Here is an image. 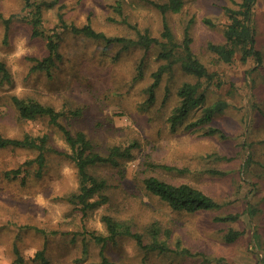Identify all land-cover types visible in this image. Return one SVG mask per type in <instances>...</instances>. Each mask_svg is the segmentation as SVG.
Instances as JSON below:
<instances>
[{
	"label": "rangeland",
	"instance_id": "1",
	"mask_svg": "<svg viewBox=\"0 0 264 264\" xmlns=\"http://www.w3.org/2000/svg\"><path fill=\"white\" fill-rule=\"evenodd\" d=\"M30 1L37 5L54 0ZM240 1L183 0L181 12L166 15L175 41L181 44L188 28L195 57L217 74L211 84L201 80L207 106L219 100L228 104L208 125L187 129L201 117L202 110H194L173 130L169 117L179 104L178 90L185 83L199 81L183 71L181 48L150 102L147 89L152 74L170 63L159 58L162 46L123 49L122 44L108 45L74 35L59 27L57 7L43 10L45 36L33 37L32 8H26L24 0H0V13L6 18L16 16L8 32L0 20V61L10 72V81L0 78V134L9 138L47 136L50 147L71 152L61 132L47 119L19 118L12 104V97L17 96L62 113L63 125L74 134L84 132L103 155L115 146L134 147L132 158L120 160L118 166L89 169L106 181L103 194L108 201L86 211L70 201L79 190V179L68 158L47 154L40 177L35 176L37 166L32 165L19 178H6V171L35 159L37 153L0 149L3 264H12L19 256L24 264H41L34 260L41 250H45L48 264H102V250L112 264H264V0H258L253 13L261 65L254 58L243 63L239 55L226 64L208 50L209 44L225 42L229 23L225 8H236ZM58 2L68 24L82 27L90 22L107 36L132 40L148 32L166 41L162 38L164 18L147 0ZM117 2L122 4V14L115 10ZM54 33L61 36L62 59L49 76L32 72V59L48 55L46 36ZM217 79L222 82L220 87ZM212 129L219 133L205 135ZM150 176L174 185H192L221 208L196 214L173 211L144 188L143 181ZM230 214L241 217L236 222L215 221ZM105 215L141 234L145 243L152 241L150 229L155 226L159 240L173 250L180 243L191 255L147 253L129 237H119L116 245L103 248L92 234L108 236L102 221ZM231 230L243 235L228 244L225 235Z\"/></svg>",
	"mask_w": 264,
	"mask_h": 264
},
{
	"label": "trees",
	"instance_id": "2",
	"mask_svg": "<svg viewBox=\"0 0 264 264\" xmlns=\"http://www.w3.org/2000/svg\"><path fill=\"white\" fill-rule=\"evenodd\" d=\"M24 2L26 8H32L33 37L44 35V31L42 30L43 10L57 7L59 12V27L74 35H83L92 40L105 42L108 45L122 44L123 49H127L130 46H140L144 49H149L154 45L162 46L163 50L159 58L169 61L170 63L168 65H161L152 74L153 81L147 89L150 102L154 101L156 90L159 88L164 75L171 69L177 50L181 48L183 55L180 61L183 71L189 75L195 76L199 81L197 83H185L178 90L177 96L179 104L169 117V123L173 130H175L178 125L182 124L194 110H202L201 117L189 124L187 126L188 130L210 124L216 114L222 113L228 107L227 102L223 100L216 101L214 104L207 106V96L201 80L206 79L208 84H211L218 77L217 74L210 73L207 67L195 57L191 47L192 38L189 29H186L184 40L181 44L175 41L173 33L171 32L170 26L166 20V15L170 12H181L184 6L183 0H147V2L155 7L164 18L162 38L166 40L165 42H162L158 37L151 36L148 32L144 34L140 33L136 40H132L107 36L103 32L96 31L90 22L82 27L68 24L64 19V7L58 5V0L43 2L37 5L31 3L30 0H24ZM257 2L258 0H241L236 8H225L229 20L224 32L225 42L223 44L208 45V50L215 54L221 62L231 64L234 62L237 55H239L240 61L243 63H247L250 59L254 58L258 65L262 64V53L256 47V32L253 25L254 7ZM115 10L119 14H122L121 2H117ZM15 18V15L6 18L0 13V20L3 22L6 32L9 31ZM205 22L209 25H213L212 22L208 20ZM46 40L48 55L43 59H32L34 65L31 71L44 72L49 76L52 69L62 59L59 53V46L61 43L60 33L47 35ZM0 78L3 81H10V72L6 64L1 61ZM217 81V87H220L222 82L220 79H217ZM12 104L17 109L19 118L23 121H34L39 118L47 119L51 126L56 127L61 132L71 152H60L50 147L47 136L26 134L22 138H9L0 134V149H25L37 153L35 159L24 162V164L17 169L6 171L4 174L5 177L17 179L26 173L25 167L32 165L37 166L35 176L40 177L47 164V154L55 153L68 158L74 163L77 169L79 190L76 194L71 196V203L82 206V211L93 209L107 203L108 198L103 194V191L107 188L106 181L95 177L89 169L100 165L118 166L120 160H130L132 158V149L134 147L115 146L110 148L107 155H103L96 151L93 143L84 132H77L74 134L69 128L63 125L61 122L63 114L56 111L53 107L44 105L35 100L21 99L17 96L12 97ZM217 133H219V130L212 129L206 132L205 135H214ZM249 160H251V157H249ZM25 177L26 175L23 176V183ZM143 185L147 192L167 204L173 211L196 214L198 212L215 211L221 208V204L215 199L202 190L186 183L174 185L150 176L144 179ZM96 196H98V199L92 201ZM240 217L239 214H230L224 217H217L215 221L221 223L236 222ZM102 221L107 227L108 236L103 237L92 234V238L103 248L109 243L116 245L119 237H129L135 240L138 247L147 253L172 252L191 255L190 250L182 248L180 243H178L176 250H173L167 242L159 240V230L155 226L150 229L152 241L150 243H145L141 234L133 232L129 226L116 221L113 217L105 215L102 217ZM242 235L243 233L240 231L231 230L225 235V242L233 244ZM84 248V251L87 252L86 245ZM103 252L102 250V264H112L107 260ZM34 260L39 261L41 264H48L45 258V250L38 251ZM24 263V259L19 256L12 264Z\"/></svg>",
	"mask_w": 264,
	"mask_h": 264
},
{
	"label": "built area",
	"instance_id": "3",
	"mask_svg": "<svg viewBox=\"0 0 264 264\" xmlns=\"http://www.w3.org/2000/svg\"><path fill=\"white\" fill-rule=\"evenodd\" d=\"M0 264H3V263L0 261Z\"/></svg>",
	"mask_w": 264,
	"mask_h": 264
}]
</instances>
